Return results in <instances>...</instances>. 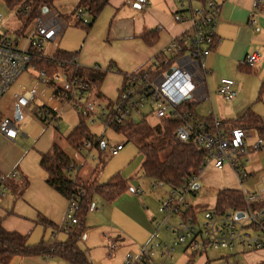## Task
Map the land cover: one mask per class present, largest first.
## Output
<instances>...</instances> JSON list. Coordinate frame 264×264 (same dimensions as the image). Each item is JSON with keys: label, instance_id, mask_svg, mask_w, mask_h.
Returning <instances> with one entry per match:
<instances>
[{"label": "crops", "instance_id": "1", "mask_svg": "<svg viewBox=\"0 0 264 264\" xmlns=\"http://www.w3.org/2000/svg\"><path fill=\"white\" fill-rule=\"evenodd\" d=\"M64 1L60 0V2ZM79 1L72 0L70 4L73 6L72 13ZM216 2L221 7L217 30L221 42L205 60L209 74L204 88L209 97L206 101L210 105L203 109L200 108L201 105L197 107L196 112L198 118L218 115L224 121H229L243 117L249 109L254 108L252 104L264 87V2L259 9H254V0H216ZM190 5L203 6L196 0L191 2L150 0L149 5L144 8L134 0H109V4L89 31L75 26L77 15L71 16L75 18L71 25L61 15L67 28L57 45L48 44L45 54L53 56L57 50L75 53L79 67L106 72V77L98 91L101 98L97 97V92H91L87 93L85 99L90 97L92 101L101 100L108 106L118 100L125 75L151 67L153 59L165 46L190 30L188 12L182 14L185 22L178 21L176 17L178 11L190 9ZM252 19L257 20L255 25H251ZM17 31L13 32L14 36H19ZM150 32L157 34V40L153 42V39L150 42L146 40L145 36ZM255 52L259 53V60L253 66L255 72L251 73L246 70L245 61L247 56ZM33 72L26 84H19L20 89H15L12 93L8 92L0 102V112L4 117L10 118L18 130L15 140L8 139L0 133V175L9 176L17 171L20 177L28 181V186L20 197H17L13 191L7 190V196L0 203V218L6 231L28 236L32 245L39 240L47 241L49 238L58 239L63 234L68 235L59 229L64 224L69 200L47 183L48 173L42 168L41 161L43 155L48 153L54 144H58L67 154L66 146H71L67 137L80 121L79 118L78 124L72 123L70 126L64 123L58 111L60 104L74 106L75 103L58 99L54 95V89L42 84L37 78V72L34 70ZM222 78H231L238 83L236 87L238 95L233 101L223 100L224 98L218 93ZM59 85L63 87V83ZM34 87L38 90V97L27 110L20 109L21 116H17L18 106L15 104L14 95ZM43 107L46 111L42 110ZM136 116L139 115L133 118L135 119ZM250 133L249 142L258 134L255 131ZM78 167L77 173L81 177L82 166L78 165ZM230 172L234 174L232 169ZM91 173H88L86 178H89ZM203 175L205 171L198 178L196 185L198 189L201 178L206 181ZM237 182L239 183L238 180ZM126 193L122 196H127ZM193 197L199 200L197 196ZM90 238L91 234L86 233L84 239ZM120 248L118 247L114 260L110 261L106 257L108 263L122 264L123 256L126 254H121L124 250ZM240 255L242 256L239 264H264V249L242 252ZM190 263H193L192 260L187 264ZM12 264H43V260L40 257L16 258Z\"/></svg>", "mask_w": 264, "mask_h": 264}, {"label": "built area", "instance_id": "2", "mask_svg": "<svg viewBox=\"0 0 264 264\" xmlns=\"http://www.w3.org/2000/svg\"><path fill=\"white\" fill-rule=\"evenodd\" d=\"M134 2L145 8L150 0H134ZM263 2L264 0H254V9H259ZM220 13L221 8L216 0H206L203 6L190 5V30L165 46L155 56L151 67L127 74L119 91L115 115L109 118L108 113L104 112L102 119L109 118V124H121L135 115L143 116L141 109L149 105L151 112L148 117L182 121L175 130L176 139L181 142L191 141L205 152L204 169L214 167L223 170L225 167H230L243 186L252 175L245 167L249 164L250 155L264 154V146L261 142L250 146V132L230 126L225 127L224 120L218 115H212L215 129H211L204 121L194 118L190 112L180 108L186 102V98H190L189 100L197 104L209 98L204 88L209 74V70L205 67V60L221 42L217 32ZM176 14L178 21H186L180 11ZM3 18L0 13V20ZM256 23L257 20L252 19L251 25ZM66 28L64 18L55 8L45 11L43 6H39L36 18L22 36H14L9 31L0 34V102L22 75L30 69L35 71L33 60L36 54L47 56L45 45H57ZM45 59L50 60L48 56ZM258 60L259 53L255 52L247 56L245 63L253 67ZM68 63L77 64L76 57L72 62L61 60L59 64L65 66ZM37 78L46 86L51 80L42 71L37 72ZM53 81L63 83L65 89H69L71 85L75 94V106L81 109L87 96L88 85L78 80L69 81L63 70L53 75ZM237 85L234 79L222 78L218 93L225 100L232 101L238 95ZM62 95L64 98L68 96L64 91ZM37 97L38 90L34 87L15 94L14 101L20 109L27 110ZM0 133L11 140H15L18 136L14 122L7 117H4L0 123ZM124 146V144H118L112 147V155H119ZM85 149H93L90 141L85 142L82 150ZM14 175V172L9 176L0 175V183H4L8 177ZM198 178H192L183 187L177 189L170 188L163 182H153L151 187L154 191L168 188L160 208L161 213L166 215V219L162 225L160 223L157 225L159 228L164 227L174 214L181 216L179 227L174 228L172 232L178 243L183 246L184 255L204 254L209 249L226 250L230 254L225 257V264H231L228 258L238 254L237 248L241 249V253L264 249V208L256 206L264 201V191L247 194L242 190L240 192L246 203L245 211L228 210L219 213L213 209L205 212L204 222H200L198 217L194 219L193 216L186 214L190 208H193L187 197L189 194L197 196ZM135 193L139 196L143 195L141 189H137ZM6 196L7 188L1 185L0 203ZM78 208L77 199L69 201L64 224L59 229L61 232L70 233L72 227L78 223ZM240 213L244 214V217L237 219V214ZM169 230H171L170 227ZM102 236L108 240L107 259L114 260L118 247L108 233ZM155 237L156 234L137 254L126 253L122 264H174L177 248L171 244H156L153 241ZM157 248H160L158 260L154 257V251ZM232 264H239V262Z\"/></svg>", "mask_w": 264, "mask_h": 264}, {"label": "trees", "instance_id": "3", "mask_svg": "<svg viewBox=\"0 0 264 264\" xmlns=\"http://www.w3.org/2000/svg\"><path fill=\"white\" fill-rule=\"evenodd\" d=\"M1 1L14 10L21 20L22 26L17 33L22 36L36 18L39 6L51 10L56 7V3L60 0ZM196 1L201 4L206 2V0ZM108 4L109 0H80L71 15L74 17L77 15L75 26L89 31ZM184 12L189 13L190 9L182 11L181 14ZM145 37L149 42L151 39H153L152 42L157 40L156 33L150 32ZM48 57L50 58L49 61L45 59L47 56L44 57L40 53L36 54L33 65L35 71L45 72L51 79L48 86L54 89V95L58 99L74 103L75 96L71 85L69 89H65L59 83L53 81V75L61 72V70H63L69 81L78 80L86 83L88 85L87 93L97 92V97L101 98L98 91L106 77V72L99 69H84L75 63H68L65 66L59 64L61 60L72 62L73 58L76 57L75 53L57 50L53 56ZM245 68L248 72H255L253 67L247 65ZM126 76L125 79L127 78ZM63 91L68 95L67 98L63 97ZM258 100L264 103V87L260 91ZM116 102L107 106L109 118L115 115ZM180 108L185 112H190L194 118L204 121L211 129H215L213 117L198 118L196 112L197 103L189 100L183 103ZM42 110L46 111V108L43 107ZM85 114H79V124L67 137V141L77 150H82L85 142L90 141L93 148L98 150L100 162L92 171L91 176L87 179L79 177L77 173L79 170L78 165L58 144H54L51 150L43 155L41 161L42 168L48 173L47 183L69 201L78 200V223L72 227L65 241L56 240L52 242L43 240L38 244L31 245L28 236L6 231L0 218V264H12L16 258H50L53 256L61 257L70 264H93L86 251L80 248L79 243L87 232L86 218L88 212L95 207L94 199L98 197L103 201L114 203L130 190V186L128 180L121 173L114 175L107 182H100V170L105 164V147L103 138L91 132L86 123V116L89 117V114L87 112ZM142 117H144L142 122H136L131 117L121 124H109V118L103 119V121L108 123L107 125L118 133L144 135L152 132L157 135L158 140L165 142L163 148L151 143L139 146V153L144 156L142 170L145 177L149 180L163 182L168 187L177 189L183 187L192 178L199 177L204 171L205 152L191 141L181 142L176 139L175 130L182 124V121L178 119H162L157 127L152 128L147 124L148 116L143 115ZM3 119L4 116L0 112V123ZM223 123L225 127L230 126L245 132L255 131L261 138H264V121L252 109H249L241 118L224 121ZM163 153L167 155L164 157ZM14 173V176L8 177L4 183H0V186H5L7 190L13 191L17 197H20L27 188L28 181L20 177L17 171H14ZM256 206L264 208V201ZM245 208L244 196L240 191L231 189L219 190L215 207L219 213H224L228 210L245 211ZM186 214L193 216L194 219L197 218L193 208H190ZM196 255L193 254L191 256L192 262Z\"/></svg>", "mask_w": 264, "mask_h": 264}, {"label": "rangeland", "instance_id": "4", "mask_svg": "<svg viewBox=\"0 0 264 264\" xmlns=\"http://www.w3.org/2000/svg\"><path fill=\"white\" fill-rule=\"evenodd\" d=\"M71 3L72 0H65L64 2L59 1L56 3V9L61 15H63L70 25L73 24L75 20L74 17H71L73 10V6H70ZM0 13L4 17L0 20V33L7 31L13 33L21 28L22 22L16 15V12L10 9L2 1L0 2ZM47 46L49 45H45L46 49ZM31 74H34L32 69L21 77L18 83L11 88L9 93H12L15 89H20L18 87L19 84H26ZM258 97L255 103L252 104L254 105V108L252 109L264 121V103L259 101ZM89 99L90 97L83 101L81 109H77L75 104L74 106L71 104H60L58 108L59 115H61L60 118L64 120V123H68L70 126L72 123L78 124L79 114L84 113V115H86V112L89 114V117L86 116V123L94 135L103 138V144L105 147V164L103 168L101 167L99 180L102 183L107 182L114 175L121 173L128 180L130 190L126 193L127 196H122L114 203L103 201L98 197L94 199L95 207L88 212L86 218V233H90L91 238L89 240L83 238L79 243L80 248L86 251L93 264H96L95 262H97V264L99 262L101 264H114L106 261V256L108 254V240L103 238L102 234L108 233L110 239L115 241L116 245H119L118 247L123 248L122 250L124 251H121V254L123 255L129 252L137 254L138 251L143 246L147 245L156 234V237L153 240L156 244H171L177 248L174 264H187L192 258L190 254L184 255L182 252L183 246L178 243L177 238L172 232L174 228L179 227L181 216L174 214L169 218V222L164 227L161 226V228H159L157 225V223L162 225V222L166 219V215L161 213L160 208L162 204V196H166L168 188L166 187L163 190L159 189V191L152 190L151 187L153 181L145 177L142 170L144 156L139 153V146L145 143H151L163 148L165 142L158 140L157 135L152 132H148L144 135L122 134L116 132L102 119V114L104 112L108 113L107 103L102 102L101 100L93 99L92 101ZM207 105H210L209 102L204 101L199 103L197 107L201 106L200 108L203 109ZM150 112L151 107L149 105H146L141 109V113L145 116H149ZM143 118L144 117L139 115L136 116L134 120H136V122H142ZM147 124L150 127L155 128L160 124V120L150 116L147 118ZM64 129H66V127ZM259 142L264 146V138H261L257 134L256 138L249 142V145L255 146ZM118 144H124V149L119 155L113 156L111 149ZM66 149L70 158L75 160L79 166H82L80 176L87 179L86 177L88 173L94 171L100 162L98 150L85 149L80 151L71 146H66ZM163 155L165 157L167 154L163 153ZM93 157L95 158L94 160L92 159ZM245 167L250 173H252V175L243 186L237 182L234 174L230 172V167H225L223 170H218L214 167L204 169L205 175H203V177L206 178V181L201 178L198 183V186H200L197 192L199 200L194 198V195L192 194H189L187 197L200 222H204L203 219L205 212L215 209L216 196L219 190H244L247 194L264 191V154L258 155L257 153H252L250 155L249 164ZM137 189L143 191L142 196L135 193ZM169 227L171 230H169ZM66 236L67 235L63 234L58 239L49 238L48 240L52 242L56 240L64 241L66 240ZM40 242L41 240H39L38 243ZM159 252L160 248H157L154 251V257L157 260L159 259ZM236 252L238 253L236 256H230L228 258V261L231 264L234 262L241 263V249L237 248ZM229 254L230 253L226 250L215 251L209 249L207 253L197 254L192 264H225V257L229 256ZM42 260L43 264H70L58 256L42 258Z\"/></svg>", "mask_w": 264, "mask_h": 264}, {"label": "water", "instance_id": "5", "mask_svg": "<svg viewBox=\"0 0 264 264\" xmlns=\"http://www.w3.org/2000/svg\"><path fill=\"white\" fill-rule=\"evenodd\" d=\"M48 9L47 8H45V11H47ZM190 98H186L185 99V101H187V100H189ZM16 113H17V116H21V112H20V108L19 107H17V111H16ZM17 128V127H16ZM198 189V188H197ZM244 217V214H242V213H240V214H237V219H241V218H243Z\"/></svg>", "mask_w": 264, "mask_h": 264}]
</instances>
